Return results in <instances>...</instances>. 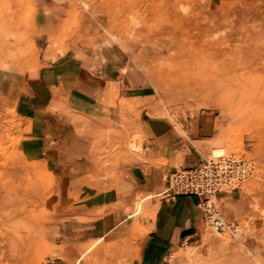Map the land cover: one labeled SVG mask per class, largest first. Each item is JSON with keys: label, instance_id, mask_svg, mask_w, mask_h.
<instances>
[{"label": "rangeland", "instance_id": "1", "mask_svg": "<svg viewBox=\"0 0 264 264\" xmlns=\"http://www.w3.org/2000/svg\"><path fill=\"white\" fill-rule=\"evenodd\" d=\"M33 9L0 0V264L120 254L97 242L126 218L142 234L160 196L141 189V168L166 163L150 142L158 120L175 147H198L200 130L204 158L221 148L253 167L239 191L212 198L239 237L199 225L173 254L264 264V0H62L39 49ZM45 62L54 83L36 81ZM105 63L118 77L102 94L71 90L77 71Z\"/></svg>", "mask_w": 264, "mask_h": 264}, {"label": "crops", "instance_id": "2", "mask_svg": "<svg viewBox=\"0 0 264 264\" xmlns=\"http://www.w3.org/2000/svg\"><path fill=\"white\" fill-rule=\"evenodd\" d=\"M33 5V13L29 20L30 30L33 34V42L36 48L45 41L44 33L51 29L56 13L61 9L62 0H27ZM49 68L40 67L37 72L36 81L55 82L54 67L45 62ZM43 65V66H44ZM51 67L52 70H51ZM118 66L105 63L96 70H79L73 79L74 86L71 89L82 98H90L100 95L106 89L108 83L115 82ZM51 74V75H50ZM64 84L71 83L70 77L63 78ZM152 127L150 142L162 144L166 163L164 166H152L146 164L141 168L142 190L151 192L153 196H160L155 203L152 216L143 221V232L136 239L133 238V220L126 218L112 224L98 238L103 246H109L112 250H119L120 254H68L66 259L55 258L49 260L50 264H90L92 258L100 261L110 260L112 264H181L183 257L173 254L178 251L185 240H189L198 229L201 220L199 198L193 194H178L173 197L163 195L161 192L167 185L169 175L179 167H189L200 162L207 151L204 137H201L200 130L196 134L195 141L198 147L177 146L175 147L171 125L166 120L155 121ZM153 146V145H152ZM178 148V149H176ZM187 148V149H186ZM176 151L181 154L178 157ZM45 152V150H43ZM165 175V176H164ZM149 194L144 199L151 197ZM125 244H132L126 247ZM85 257H87L85 259ZM80 258V259H79ZM244 259V258H243ZM251 260L244 259L243 264ZM241 264V263H240Z\"/></svg>", "mask_w": 264, "mask_h": 264}, {"label": "built area", "instance_id": "3", "mask_svg": "<svg viewBox=\"0 0 264 264\" xmlns=\"http://www.w3.org/2000/svg\"><path fill=\"white\" fill-rule=\"evenodd\" d=\"M252 172L253 167L248 160L224 153L204 158L193 166L176 169L169 175L161 193L168 197L196 195L199 198L201 227L237 239L239 225L228 221L212 198L220 193L239 191Z\"/></svg>", "mask_w": 264, "mask_h": 264}, {"label": "bare ground", "instance_id": "4", "mask_svg": "<svg viewBox=\"0 0 264 264\" xmlns=\"http://www.w3.org/2000/svg\"><path fill=\"white\" fill-rule=\"evenodd\" d=\"M222 154H224V150L221 149V148H216V149L213 150V155H214V156H219V155H222ZM140 210H141V202H139V203L137 204V206H136V208H135V211L133 212V214H130L129 217H130L131 215H134V214L139 213ZM81 256H82V255H81ZM79 259H80V258H79ZM76 264H78V261H77V260H76Z\"/></svg>", "mask_w": 264, "mask_h": 264}]
</instances>
